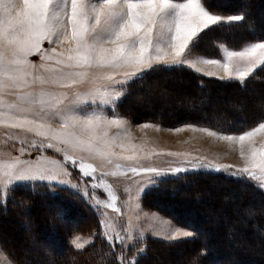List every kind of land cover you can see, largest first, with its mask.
<instances>
[{"label":"snow or ice","instance_id":"1","mask_svg":"<svg viewBox=\"0 0 264 264\" xmlns=\"http://www.w3.org/2000/svg\"><path fill=\"white\" fill-rule=\"evenodd\" d=\"M244 19V13L225 17L212 9L208 0H0V127L39 138L28 140L15 133L5 134L8 141H17L20 146L19 155L8 152L0 155V203H6L8 192L23 184L52 187L55 182L78 189L70 179H63L71 177L69 167L79 171L81 182L89 178L86 189L106 192L101 199L95 192L89 197L85 190L83 194L89 197L91 206L96 210L111 209L118 216L122 215L118 196L104 179L109 175L142 177L143 183L137 182L140 184L137 195L133 197L129 192V198L137 206L142 193L156 186L159 179L190 170L227 171L238 179L256 181L264 188V143L256 147L254 140L264 132V122L238 135L193 128L238 145L244 166L236 168L189 153L145 151L143 146L131 143L127 122L116 112L126 94V85L143 79L149 70H161L157 67L161 65L168 71L189 68L197 72L202 71L197 67L199 63L216 65L225 73L220 79L237 80L243 85L257 68L264 66V38L248 42L242 50H226L223 62L200 58L197 50L208 32L231 27ZM45 41L53 46L44 49ZM33 55L40 58L38 66L29 60ZM85 82L92 85L87 93L74 91L69 97L67 92L53 90L75 89ZM5 96L14 99L9 101ZM113 128L117 131L110 134ZM114 147L122 152L116 153ZM48 149L62 153L63 162L46 156ZM33 150L39 155L24 158ZM70 152L101 157L109 164L115 159L135 165L116 164L117 172L103 171ZM158 156L183 158L182 166L167 169L140 166V161ZM100 225L102 238L113 249L121 246L119 264H138L144 249H137L131 259L126 257V251L135 248L133 241L143 242V233L133 236L130 225H126L125 235H121L105 220ZM191 235L175 228L167 238L175 240ZM79 239L71 242L76 249L84 247ZM192 264H198V260L194 258Z\"/></svg>","mask_w":264,"mask_h":264},{"label":"trees","instance_id":"2","mask_svg":"<svg viewBox=\"0 0 264 264\" xmlns=\"http://www.w3.org/2000/svg\"><path fill=\"white\" fill-rule=\"evenodd\" d=\"M211 1L208 0L210 7L223 15L244 13L245 19L231 27L208 32L201 39L197 53L220 58L221 46L238 50L248 42L264 38V17L258 10L264 0H226L224 6ZM205 44L210 46L206 51L201 48ZM157 67L161 70H149L143 79L126 85V94L116 108L119 116L150 119L170 126L194 124L225 133H242L264 121V102L258 103L259 98L254 97L264 88V66L257 68L243 85L237 80L211 77L189 68L168 71L162 65ZM178 83L186 84L190 91L175 110L155 113L161 91L166 92V86L172 88ZM145 104L153 108L140 111L139 106ZM72 172L81 179L77 169L72 168ZM83 181L89 183V178ZM205 188L212 193L219 192L209 212L201 209L210 196L202 192ZM230 191L234 194L232 198L224 195ZM148 197L155 198L164 206L165 213L190 227L195 235L174 241L149 237L138 264H192L194 258L198 264H264V188L255 181L238 179L227 171L190 170L161 179L143 200ZM184 198L190 199L189 202L184 203ZM173 200L181 206L172 203ZM21 205L27 206L28 211L32 207L39 209L38 213L31 214L30 222L34 224L29 228L31 232L15 217L20 215ZM100 221L99 212L75 190L55 186L53 191L43 184L18 185L6 203H0V243L6 250L7 240L18 247L8 250L16 264H119L121 246L113 249L102 238ZM13 228L19 236L33 233L30 241L43 245L44 250H40L33 244L37 252L34 261L27 259L32 252L23 255L18 236L9 238L7 232ZM77 233L89 235L91 242L76 249L71 238ZM134 255V250L126 251L127 258ZM174 257L178 260L171 262Z\"/></svg>","mask_w":264,"mask_h":264},{"label":"rangeland","instance_id":"3","mask_svg":"<svg viewBox=\"0 0 264 264\" xmlns=\"http://www.w3.org/2000/svg\"><path fill=\"white\" fill-rule=\"evenodd\" d=\"M213 1V0H212ZM211 1V3H212ZM177 2H183L178 1ZM226 0H215V3L220 4L221 6L227 5ZM260 14L264 17V5H260L258 8ZM263 12V13H261ZM234 15V14H233ZM225 17L227 15H224ZM202 42V41H201ZM201 44V43H200ZM53 45H50L47 41H45L42 45L44 49H49ZM64 47H67V45H64ZM202 49L205 51L207 48H210L209 44L201 46ZM226 50H235L231 49L227 46H221V57L220 58H212L204 56L202 53L198 52V56L203 59H221L223 62L224 53ZM242 50V49H238ZM237 50V51H238ZM29 60L35 64L39 65L41 63L40 58L38 55H33L29 57ZM239 63V62H236ZM197 67L201 69L202 74L207 72H213L214 75L211 77H223L225 76V73L223 72L222 68L216 65H204L202 63L197 64ZM208 76V75H207ZM39 85L36 86V90L39 91ZM92 85L89 82H85L81 85H79L75 89H53L55 91H64L67 92L69 97H71L72 93L74 91H79L80 93H87L91 89ZM186 84H174L172 85V88L169 86H166V92L163 90L161 91L162 95L157 101V110L155 113H160L161 111L166 112L175 110V106L179 104V101H182L185 95L187 94L189 88H186ZM263 91V92H262ZM262 93L258 92L259 95H256L254 97L259 98L258 103L264 102V88L262 89ZM160 93V92H159ZM4 99L11 101L14 99L12 96H5ZM177 101H176V100ZM172 100V101H171ZM174 102V103H173ZM176 102V104H175ZM181 103V102H180ZM153 107L149 104H145L144 106H139L140 111H147L152 109ZM111 112H108L109 117L111 118ZM123 119L126 120V129L130 132V141L132 144L143 146L145 151L155 149L156 151H164V152H178V153H189L191 156H198L204 158L206 161L211 160L215 164H226V165H233L236 168H240L244 166V161L242 160L241 156L239 155V146L238 145H232L228 141L218 140L215 137L208 136L205 132H201L198 130H193V128H206L194 124H182L179 126H170L163 123H158L152 120H132L124 116H120ZM166 121V120H165ZM164 121V122H165ZM264 122V121H262ZM53 126L56 127V122H52ZM150 125L149 127L145 128L143 125ZM193 126V127H189ZM176 129H183L182 131H175ZM210 129V128H208ZM212 131H216L213 129H210ZM251 130V129H250ZM116 129L113 128L110 131V134H115ZM15 133L20 136V138H27L28 140L31 139H39L38 137H34L30 133H22L19 132V130H13V129H6L3 127H0V155H3L4 152L10 153L12 156L19 155L17 149L19 148V143L17 141H8L6 133ZM221 132V131H217ZM224 134H241V133H225ZM255 146L259 147L261 143H264V132L259 133L255 138ZM124 143H128L127 140L123 141ZM15 144L13 147L12 145ZM101 149L103 150V146L101 145ZM245 150L247 151V144L245 145ZM113 151L116 153H121L122 150L119 147H114ZM70 154L74 155L76 158H83L86 162L91 163L97 167V169H101L103 171H109V172H117L116 164H120L124 167H127L128 165H135V162L130 161H123V160H113L111 164L107 163V161L101 157H90L87 153L82 152H75ZM125 154H131L130 152H127ZM39 155V153L35 150L31 152V154H26L24 158L31 159L35 156ZM46 156L51 157L52 159L58 160L63 162V154L57 153L53 149H48L45 152ZM181 159L183 158H175V157H167V156H158L153 157L149 160H142L140 161V166L143 167H157V168H163L167 169L169 167H177L182 166L181 165ZM51 167V165H49ZM203 170V169H201ZM69 171L71 172V177H63L65 180H69L73 184L78 185V189L71 188L67 185H56L55 182H53V186L49 187L51 190L55 186H61V187H67L72 190H75L79 192V194L87 199L89 201V204L91 205V200L89 197L93 194V192L96 193L101 199H104L106 196V192L103 189H92L87 188L86 185L88 183L81 182V179L79 177H75L72 172V167H69ZM196 171V170H191ZM184 173V172H183ZM180 174V173H179ZM97 177L99 179V172L97 174ZM168 177V176H167ZM166 177V178H167ZM104 179L109 183L112 188L115 190L116 195L118 196L117 205L120 208V211L122 215L118 216L117 213L113 212L111 209H99L97 210L100 213H106V215H101V220H105L106 222L113 225L116 230L120 231L121 235H125L124 228L126 225H130V231L132 232L133 236H136L139 234V232L143 233V242H140L139 240L133 241L135 243V248L129 247L128 250H134V253L136 254V250L143 248V245L145 244V241L150 237L154 239L164 240V241H174L170 240L167 237L171 234V232L175 228H180L182 230L191 232L192 235L190 237H179L175 240H182V239H188L191 237H194L195 233L194 231L182 223H179L176 221V219L169 214L165 213L164 206L162 204H158L157 201H155V198L148 197L147 199H144V195L149 192L154 187H148L141 195L139 199V205L137 206V203L135 200L129 198V192L133 197L137 195V188L140 186V184L143 183V179L140 176H135L129 179L128 177H125L124 175L118 174L117 176H113L111 179L109 177H104ZM163 179V178H162ZM161 179L158 180V182ZM137 182H140L138 184ZM256 182V181H255ZM258 184V182H256ZM30 185H33L29 183ZM158 184V183H157ZM207 187V186H206ZM170 188V187H167ZM128 190L127 192L125 190ZM87 190L89 193V197H86L83 193ZM168 190V189H167ZM203 193L207 192L210 193V196L207 198L208 200L206 203L202 206V210L209 212L212 208L214 202L216 203V198L219 196L218 191H208L207 188H205ZM10 192L7 194V198L10 196ZM228 197H233V192H226ZM222 197H225L221 194ZM6 198V199H7ZM192 198V197H191ZM168 199V196H167ZM223 199V198H222ZM169 200V199H168ZM178 200H181L179 198ZM190 199L184 198V203H188ZM192 200V199H191ZM166 201V200H165ZM174 204L181 206L180 202H175L173 200ZM224 201V199H223ZM194 209V206H192ZM20 215L16 214L15 217L20 218L19 222L22 226H24L25 230L27 229L29 232L30 227H34V224L30 222V219H32L33 213H38L39 209H36L34 207L31 208L30 211H28V207L25 205H21L18 207ZM189 209V206L187 207ZM191 210V207H190ZM33 212V213H32ZM49 211H45V213H49ZM30 214V215H29ZM32 214V215H31ZM36 216V215H34ZM211 224V223H210ZM102 231V229H101ZM12 232V233H11ZM10 233L7 232L9 238L12 237V239L15 238V236L20 240L19 245L22 248L21 251L25 252L23 255H27V252H32L31 255H28L29 257L34 261V255H37L36 249L33 248V244L39 248L40 250L43 249L42 244H35L34 241H30L33 233H25L24 236H19L18 231L13 228ZM15 232V233H14ZM1 233V232H0ZM22 235V234H21ZM22 237H24L26 240H23ZM76 237H79V243L86 246L89 242H91L92 237L86 234L77 233L74 234L71 238V241L74 240ZM17 239V240H18ZM127 239V238H126ZM30 241V242H29ZM17 242V241H16ZM7 246L12 249L14 247H17L15 244H11L9 240L6 242ZM17 244V243H16ZM2 245L0 243V264H16V261L9 255L10 249ZM18 248V247H17ZM20 248V249H21ZM31 249V250H29ZM9 250V251H8ZM44 250V249H43ZM178 255H181V253L176 252ZM19 255V254H18ZM177 255V256H178ZM132 258V257H131ZM130 257L128 259H131ZM42 261V259L40 258ZM178 260V257H174V259H171V262H175ZM204 264H212V263H204Z\"/></svg>","mask_w":264,"mask_h":264},{"label":"crops","instance_id":"4","mask_svg":"<svg viewBox=\"0 0 264 264\" xmlns=\"http://www.w3.org/2000/svg\"><path fill=\"white\" fill-rule=\"evenodd\" d=\"M200 73H202V72H200ZM204 74V73H203Z\"/></svg>","mask_w":264,"mask_h":264}]
</instances>
